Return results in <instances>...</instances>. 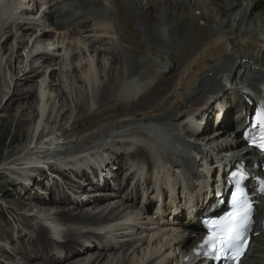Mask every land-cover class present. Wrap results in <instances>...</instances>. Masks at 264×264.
Segmentation results:
<instances>
[{
  "label": "bare ground",
  "instance_id": "6f19581e",
  "mask_svg": "<svg viewBox=\"0 0 264 264\" xmlns=\"http://www.w3.org/2000/svg\"><path fill=\"white\" fill-rule=\"evenodd\" d=\"M18 1L7 0L0 7V27L8 23V20H2V16ZM56 2L57 6H54L52 15L49 16L51 23L56 22L68 32H78L85 26L88 17L92 16L89 19L93 24H98V28L102 26L111 30V34L119 37L117 43L121 42L120 47L114 44L112 50L104 48L103 51L114 54L117 50L120 63L125 67L128 60L132 61V67L123 75L122 69L117 71L113 65V71L117 72L112 73V84L108 87L105 84L101 86L94 110L85 111L80 103L77 104L78 112L73 116L71 124L67 122L66 126L59 123L58 115L50 121L52 97L42 89L44 82L35 93L22 91V88L35 82L34 78L45 65L52 69L51 78L60 77L57 72L63 71V67H56L58 63L53 60L56 56L51 50L37 47L26 65L28 70H25V66L19 71L16 68L17 78L13 80L15 90L7 97L9 112L14 104L25 107L18 112L17 121L20 125L24 122L23 118L29 115H35L37 119L40 113L45 119L43 118V122L41 118L40 122L34 124L32 133L19 149L6 158L4 165L9 170H17L18 165L28 166L36 161L38 153L46 155V159H52L55 156L50 154L54 150L65 148L58 156V160L64 165L52 168L51 172L57 173L63 183L74 187L80 196L79 199H75L78 195L66 197L62 185L56 183L50 175L47 177L49 187L41 188V193H46L47 196L42 197L36 193L24 203L26 210L32 211L28 216L36 218L33 226L35 235L31 234L33 236L26 241L27 247L22 241V233L16 238L11 232L4 234L9 233L19 243L18 253L26 256L24 264H31L33 260L38 262L32 264H169L172 260H168V254L173 249H178L181 254L180 259H175L179 264L189 249L205 236L200 218L217 212L223 206L224 198L218 193L217 184L211 186L210 180L204 179L202 167L208 161L210 163L213 154L228 150L237 155V151L242 150L245 144L243 131L248 127L247 118L250 116L251 105L240 89L243 84H251L249 75L256 80L264 75L261 73L264 67V0ZM106 2L109 3L108 6ZM30 11L32 10L29 8L21 11L19 18L13 19L5 28H16L27 34L32 28L24 22L26 19H22V16L28 15ZM49 36L50 31L40 30L35 39L40 44L41 41H48ZM47 45L50 46L49 43ZM20 57L22 56L19 55L17 59ZM39 60H42L41 64H37ZM140 69H144L143 74L135 83ZM74 70L76 66L72 67V72ZM17 71H21L20 77L23 78H19ZM94 73V67L89 63L82 82L91 84L95 78ZM260 85L264 86V82H260ZM216 86L219 87L218 90H215ZM62 110L61 108L59 112ZM138 115L146 124H153L149 130L146 129L149 132L156 133L159 129L157 125L162 126L161 130H166L175 139L174 145H187L186 140L193 138L195 142L190 147L194 154L189 155L187 152V155L191 156L192 164L196 163L194 169H189L186 163L174 159L173 152L163 150L158 143L157 147L166 154L158 149L154 151L152 139L157 141V137L138 131L140 128L130 129V133L113 139L111 147L98 144V148H102L100 153L91 145L90 140L97 136L98 129L100 131V128H109L113 124L115 127L121 119H133ZM14 118L12 115L6 116V126ZM187 122L191 125L190 131H195L196 128L199 131L188 134L185 129ZM232 127L237 129L231 130ZM210 129H216L217 134L225 133L222 136H232L233 139L206 149L207 140H210L208 137L215 136V132L206 136L203 145L196 140H203L204 137L196 138L195 135ZM182 133L187 134L188 138L182 139ZM75 136V140L82 136V141L89 147H80V141L72 140ZM120 143L124 155H112ZM131 143L136 145L134 151L131 150ZM151 151L156 156L155 160ZM249 154L255 155L244 152L243 156L247 157ZM121 156L126 157L125 161L122 158L124 165L119 164ZM137 157L143 161H135L138 160ZM44 163L47 164L46 161ZM122 166H126L127 179L137 176L135 185L140 184L141 187L145 186L146 176L153 168L151 178L158 183L159 201L156 214L153 212V219L149 222H139L140 216L146 212L140 214L136 210L146 211L150 206L146 201L138 206L128 195L125 198L118 195L123 188L121 184L112 188V191L101 190L109 187L108 182L118 174L116 168L122 169ZM145 167L147 173H142ZM35 169L38 176L33 181H39L36 183L41 186V177L45 171L38 172L39 167ZM19 172L27 176L30 170ZM249 177L251 179L253 175L249 174ZM30 189L24 187V193H29ZM140 192L141 195H147L145 188H141ZM255 193L257 192L252 191L255 222L251 229V248L241 264H264V192L260 196ZM36 206L41 207L40 210H34ZM27 221L28 218H24L22 225H26ZM148 233L157 236L159 247L156 243L151 244L149 238L142 237ZM163 239L165 241L161 245ZM4 245L7 247L3 251H8L12 246L11 241L7 245L3 243ZM120 247L124 248L121 254L117 252ZM26 248L33 251V254L27 255ZM63 250H74V254L72 256L66 252L61 259Z\"/></svg>",
  "mask_w": 264,
  "mask_h": 264
},
{
  "label": "rangeland",
  "instance_id": "374dc122",
  "mask_svg": "<svg viewBox=\"0 0 264 264\" xmlns=\"http://www.w3.org/2000/svg\"><path fill=\"white\" fill-rule=\"evenodd\" d=\"M0 1L5 2L7 0H0ZM107 3L108 2H106V6L109 5V3L108 4ZM54 6H57L56 0H19L14 10L12 12H7L5 14L8 15L6 19L8 20V23L0 27V264H24L23 262L26 261L24 259L26 256L25 255L22 256V253L21 254L18 253V251H20L19 243L16 242L15 239L13 240L10 237L9 233L8 234H4V233L11 232L14 238H16L17 235L19 236L22 233L24 236L22 241L23 243L24 242L26 243L25 245L27 247L26 241L30 238V236H33L31 234L35 235L33 226H35L36 218L33 216H28L32 211L30 212L26 210L27 208H25L24 203L26 202L27 199L31 198V196L33 197L36 193H39L40 195H42V197L43 196L46 197L47 196L46 193H41L43 191L41 190V188L43 187L42 189H45L48 188L50 185L48 184L50 181L49 180L47 181V177L50 176V172L48 171L44 172V175H42L41 177L43 180L41 186L36 183L39 181L34 182L32 180L25 183L27 184V186L24 183L12 182L11 181V179L13 178L12 174H16L18 172L17 175H19V173L21 172L13 169L9 170L8 168H6L7 166L4 165V162H6V158H8L15 150L19 149L21 145L26 141L27 136H29L32 133L34 124L36 122H40L41 120L43 121L45 119V117H41L40 113H39V118L37 119L35 115L34 116L29 115L23 118L24 122L20 125L17 121L18 112L23 110L25 107L23 108V105L19 106L17 104H14L12 105V111L9 112L10 103H8L7 97L15 90V87H13V80L17 78V76L15 75L16 68L18 67L17 68L18 70L20 68H23V66H25V70H28L26 68V65L29 64V60H31V58L33 57L32 54L34 53L37 47L41 49L47 47L49 51L51 50V52L56 56L53 59L54 63L56 62L58 63L56 67H58L59 65L63 67L62 68L63 71L57 72L58 75H60V77L54 79L53 77L51 78L50 72L52 71V69H48V65L47 66L45 65L40 69L38 75H36V77L34 78L35 82H32V85L29 84V86L22 88V91L23 92L31 91L32 93H35V91H37V88L40 87V84L44 82L42 84V89L45 90L47 94H50L52 97V106L50 107V112L52 117L50 118V121H52L53 118L56 115H58L59 123L66 126L67 122H69L68 124H71V122L73 121V116H75V114L78 112L76 109L77 104L80 103L85 111L94 110V108L96 107L95 104L101 86L105 84L108 87L111 86L112 84L113 81L112 73L116 74L118 69L119 71H121L122 69V74L124 75L126 71L132 67L131 66L132 61H129L128 59L125 67L123 63H120L119 61L120 55L116 53L117 50H115L114 54L108 52L106 53L103 51L104 48H108L106 50H112L113 47H115L114 44L117 47H120L121 45V42L119 43L120 45L117 43V39L119 37H117V35L114 36L113 34H111V30H108L107 28H103L102 26H99V28L102 27L101 29H99L97 26L98 24H93V21L90 20L92 16L88 17L86 23L84 24L85 26L82 28L81 31L68 32L65 29L63 30L56 22H52V23L50 22L49 16L52 15L53 9L55 8ZM26 8H29V10L32 11H30L28 15L22 16V19L24 20L26 19V21L24 22H27L28 25L32 28L31 31L27 32V34H23L22 31L20 30L18 31L16 28H12V27L5 28L8 26L9 22H11L13 19L19 18L21 11H23ZM110 21L111 23H113L112 22L113 18H111ZM103 29L104 32L106 31L107 32L106 33L101 32V30L103 31ZM40 30L50 31L51 36L48 37L49 38L48 41L46 42L41 41V43L39 44L38 42L40 41H37L35 39V36L37 35V33L40 32ZM34 33H36V35ZM93 40H95L96 42ZM80 42L84 44H80ZM48 43L50 44V46L47 45ZM122 47L125 48L124 46ZM19 55H21L22 57L18 58L19 59L18 60L17 57ZM41 62L42 60H39L37 64L39 63L41 64ZM89 63L92 64L94 67L95 78H93L94 79L93 82L88 85L87 82H82V81H84L85 76L88 72ZM113 65L116 67L117 71L116 70L113 71L112 69ZM73 66H76V70H74V72H72ZM142 70L144 71V69H140V73L136 76L135 83L136 81H138L137 79H140V76H142L143 74ZM18 71H17V75H19V78H23L20 77L22 74L21 71L19 73ZM218 89L219 87L216 86L215 90ZM43 100L42 102H40L41 105L43 104ZM33 106L34 104L32 105V110L34 108ZM17 108L20 109L17 110ZM61 108L63 110L59 112ZM7 114L12 115V117L15 118L11 120L12 122L10 121L9 122L10 124L8 123V125L6 126L5 118L6 116H8ZM131 118L121 119L120 121H118L119 123L117 122L115 124V127L113 124L109 126V128H100V131L98 129L97 136L95 138H92V140H90L92 141L91 145L95 146L96 150L100 153V150L102 148L99 149L97 146L98 144L102 145V147H111L110 145L112 143L110 142L113 139H119L118 136L130 133L131 131L130 129L133 130L134 128L137 129L140 128L138 131L140 132L143 131L145 133L148 132L150 133L151 136L154 135L155 137H157V141L152 139V142L154 143V151L158 149V151H160L161 153L166 154V152L163 151L164 149L169 151H174L175 149H177L174 147V146L178 147V145H176L177 143L174 145L175 139L169 136L166 130L162 131L161 130L162 126L157 125L159 129L156 131V133L154 131L149 132L148 131L149 127L152 126L153 124H146L145 123L146 121L142 120L139 115L138 117L136 116L133 119ZM139 119H141V121H139ZM147 128L148 130H146ZM235 129H237V127L231 128V130H235ZM215 130L216 129L205 130L204 132L195 135L196 138L204 137L203 140H196V141L198 143L199 142L202 143L203 145L206 141V136L213 135ZM217 133L218 132H215V136H212L211 138L208 137V139L210 140H207L206 149L210 148L215 144L221 145L222 142H224V140L231 141L233 139L232 136L230 138L224 135L222 136V134L225 133L222 134L221 133L217 134ZM76 137L77 136L72 138V140L80 141L81 143V145H79L80 147L82 146L87 148L89 147L88 144L82 141V136H78V138L75 140ZM105 142H108L109 144L106 145ZM136 143L137 142H135V144ZM157 143L158 146H161L163 150L157 147ZM224 143H228V142H224ZM131 144H132L131 150L134 151L136 145L133 143ZM122 147L123 146L121 145V143L118 144L114 149L115 150L114 154L112 155L119 156V153L121 155H124L121 152V150L123 149ZM63 150H65V148H63ZM63 150H61L60 152L63 153L62 152ZM181 150H182L181 148L176 150L177 153L176 160L185 163L190 157H188L185 153L180 152ZM103 152L104 151L102 150V153ZM152 154L153 153L151 151V156L155 160L156 156H153ZM60 156L63 155L61 154ZM165 157L166 155L163 158ZM122 158L126 159L125 156H121V160L119 164L122 163L124 165L125 159L124 161H122ZM137 159L138 160L135 161H138L140 163L143 161V159L140 157H137ZM149 161H152L151 158H149ZM126 166H124V168L122 166V169L116 168L118 174L114 176L115 179L110 180L108 182L109 184L108 188L101 190H103L104 192L112 191L111 190L112 188H117L118 185L121 184L123 188L118 192L119 193L118 195L120 196L122 195V197L124 198L126 197V195H128L138 206L143 205L145 201H146L145 203H147L150 206V208H147L146 211H140L139 209L136 210L140 214L146 212V214H142L140 216L142 220L140 219L139 222L141 223L149 222L151 218L153 219L152 217L153 212L155 213V207H156L155 199L149 192L147 197L141 195L140 192L142 188L141 185L140 184L135 185V180L133 179V177L127 179V173L125 169ZM202 169L204 168L202 167ZM10 171L13 172L11 173ZM142 173H145V171L143 170ZM56 183L62 185V182L56 181ZM24 187L26 189L27 187L31 188L30 189L31 191L29 193H24ZM90 191L92 192V190ZM113 192H115V190H113ZM66 197H69V195L66 194ZM39 208L41 207L36 206L33 209L37 211L40 210ZM26 217L28 218V221L26 225L23 226L22 221ZM167 218L170 219L169 216ZM174 233H176V231ZM2 234H4L3 239H6L7 241L2 239L1 237ZM152 235H153L152 233H148V235L145 234L142 237L147 239L149 238L151 244L153 243L155 245L156 243L157 247H159L158 246L159 241L157 240V236H155V234L154 236ZM10 241L12 246L8 249V251L7 250L3 251V248L7 247L5 245L3 246V243L7 245V242ZM164 241L165 240L163 239L161 245L164 243ZM144 246L146 248V244H144ZM123 250L124 248L120 247V249H118L117 252L121 254ZM66 252L72 256L74 254V250L70 252L63 250V253L61 254L63 256H61L62 257L61 259L64 258V254ZM29 254L30 255L33 254V251L31 252L30 249L27 250V255ZM3 256H7V257H3ZM180 256L181 254L179 253L178 249L171 250L168 254V260L170 261L172 260V262H170L169 264H175V259H179ZM35 262H38V260H33L31 264Z\"/></svg>",
  "mask_w": 264,
  "mask_h": 264
},
{
  "label": "snow or ice",
  "instance_id": "6c2138e0",
  "mask_svg": "<svg viewBox=\"0 0 264 264\" xmlns=\"http://www.w3.org/2000/svg\"><path fill=\"white\" fill-rule=\"evenodd\" d=\"M256 126L260 128V135L253 137L250 143L264 152V110L257 113L253 127ZM245 178L243 172L233 173L235 190L231 194L232 210L208 222V235L193 249L194 255L215 260L226 258L232 264H240L247 252L252 223V204L242 187Z\"/></svg>",
  "mask_w": 264,
  "mask_h": 264
}]
</instances>
